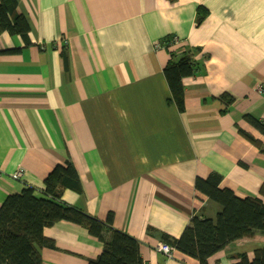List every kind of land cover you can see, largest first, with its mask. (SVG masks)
I'll use <instances>...</instances> for the list:
<instances>
[{"label": "crops", "instance_id": "crops-1", "mask_svg": "<svg viewBox=\"0 0 264 264\" xmlns=\"http://www.w3.org/2000/svg\"><path fill=\"white\" fill-rule=\"evenodd\" d=\"M16 1L29 32L0 30V208L28 186L44 197L48 175L71 162L82 192L63 189L64 202L104 221L112 213L147 264H199L156 250L194 216L221 210L197 177L217 172L221 187L264 200V152L239 131L264 142L244 119L264 120V0ZM173 53L194 63L183 112L168 101ZM44 235L54 241L40 248L44 264H88L104 247L71 221ZM262 246L257 231L208 263L234 264Z\"/></svg>", "mask_w": 264, "mask_h": 264}, {"label": "trees", "instance_id": "trees-1", "mask_svg": "<svg viewBox=\"0 0 264 264\" xmlns=\"http://www.w3.org/2000/svg\"><path fill=\"white\" fill-rule=\"evenodd\" d=\"M0 30L28 36L29 24L17 14L16 0H0ZM160 42L168 48L174 40L167 38ZM193 72L190 55L179 57L173 53L164 68L171 92L168 101L181 112L185 111L183 79ZM232 101L230 98L228 103ZM244 119L264 134V120L250 114L244 115ZM239 131L264 152V142L241 128ZM221 181L222 175L217 172L195 180V187L221 206L215 219L194 216L179 238L165 236L166 242L196 258L199 264H209L210 256L237 239L252 237L257 231L264 233V200L257 196L240 197L232 189L221 187ZM45 185L44 197L37 196L36 189L28 186L20 193L9 195L3 202L0 208V264H44L40 248L54 246V241L44 235V228L62 220L85 227L104 243L101 254L90 259L88 264H147L141 255L139 241L111 226L112 213L105 221L100 220L62 200L65 188L82 192L79 174L71 162L55 167L45 179ZM261 192L264 194V187ZM107 233H110L109 238ZM238 258L234 264H264V246L256 248L252 255L240 253Z\"/></svg>", "mask_w": 264, "mask_h": 264}, {"label": "built area", "instance_id": "built-area-1", "mask_svg": "<svg viewBox=\"0 0 264 264\" xmlns=\"http://www.w3.org/2000/svg\"><path fill=\"white\" fill-rule=\"evenodd\" d=\"M177 42H179V38L175 37L173 44ZM160 47H165V44L161 42L155 43V48H160ZM22 176H23V170L20 169L17 170L13 175V177L16 179L21 178ZM156 250L162 253L166 258H172L174 256L175 247L168 242H161L157 245Z\"/></svg>", "mask_w": 264, "mask_h": 264}]
</instances>
